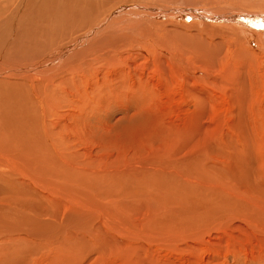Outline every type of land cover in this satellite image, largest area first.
I'll use <instances>...</instances> for the list:
<instances>
[{
    "label": "rangeland",
    "instance_id": "374dc122",
    "mask_svg": "<svg viewBox=\"0 0 264 264\" xmlns=\"http://www.w3.org/2000/svg\"><path fill=\"white\" fill-rule=\"evenodd\" d=\"M211 1L160 2L156 8L197 9L213 17L238 11L259 20L251 26L254 30H248L253 43H245L244 36L234 42L241 35L232 29L228 34L220 32L218 24L209 28L201 25L206 20L182 17L176 19L177 24H195L192 33L196 35L205 38L213 31L216 46L208 47L211 60L195 53L199 58L193 62L190 44L181 41L179 51H171L181 64L173 63L162 56L154 41L167 44L161 40L165 39L164 28L178 30L185 38L191 28L173 26L170 23L175 20L170 17H157L149 24L153 34L149 25L140 31L136 25L123 29L128 20L122 14L140 11L141 5L120 0L91 20L96 21L92 26L61 32L48 52L56 55H49L46 62L43 58L19 63L0 58V66L31 67L20 72L0 71L1 83L18 82L15 92L32 99L28 123L45 138L26 135L23 140L30 139L33 149L53 143L63 150L53 156L59 179L47 177L51 179L47 187L55 192L46 190L44 195L50 197L46 200L25 176L43 173H31L22 163L23 167L14 165L13 161L21 162L17 157L5 159L12 179L10 189L0 184V207L6 210L14 195L20 211L0 224V264H264V34L255 32L264 25L260 21L264 0ZM24 4L25 0L19 1L20 14ZM224 5L233 8L226 10ZM118 12L121 15L116 18ZM83 38L88 40L83 52L77 49L71 57L74 63L62 60L64 68L59 69L57 59L66 49L79 47L76 45ZM89 45L98 48L94 52L99 57L94 61ZM2 91L7 94L11 89ZM41 104H53L54 111ZM106 173L109 180L106 184L101 181L104 189H100L97 175ZM37 179L43 180L38 177L35 182ZM154 183L163 189L174 188L182 197L180 189H195V193L204 191L208 200L228 199V208L195 216V224L191 218L184 220L198 202L187 205L184 212L168 202L169 212L158 219L153 204L142 196L156 191ZM116 184L117 192L113 189ZM79 199L89 218L73 216L80 208ZM90 219L94 220V237L86 238L79 227L67 224L70 220L90 224ZM48 223L54 225L52 230ZM61 231L70 238L62 240ZM49 235L55 237L53 241L47 240ZM74 239L85 241L84 254L76 256L65 249ZM99 239L103 241L100 247ZM128 240L137 243L129 246Z\"/></svg>",
    "mask_w": 264,
    "mask_h": 264
},
{
    "label": "bare ground",
    "instance_id": "6f19581e",
    "mask_svg": "<svg viewBox=\"0 0 264 264\" xmlns=\"http://www.w3.org/2000/svg\"><path fill=\"white\" fill-rule=\"evenodd\" d=\"M19 1L20 0H0V58H6V59H8L12 62H15V63L30 62L33 59L37 60L40 58H43L44 59L43 61L46 62L45 60H47L48 56L50 55V53H48V52H49V50L52 49V47H51L52 43L57 41V36L61 32L63 34H67L68 32L74 31V30L82 28L84 26H86V27L92 26L96 21L91 22V20L93 21V19L95 17H97V16L101 15V13H103L102 11H104V10L106 11V9L108 7L110 8V6L118 3L120 0H25L24 9L21 12V14H20ZM132 1L141 5V10L138 11V10L133 8L134 11H130L128 14H122V17L125 16V17H127V20H128V22H126L124 25L125 27L122 26L123 29H128V27L136 25V27L139 31L143 30V29L148 27L146 25L154 23V21H156L155 18H157V17H161V18L162 17H170L173 19V21L175 20V22H176L175 23V22L171 21L170 24H172L173 26H177V25L180 26L181 25L182 28L184 27L186 30H190V28H191V30L189 31L191 34L190 35L188 34L189 37H187V38H185L187 35L185 37L182 36V34L178 30L164 28L165 30L164 31L161 30V31H163V33H165V36H164L165 39L161 38V40L167 42V44L166 45L160 44V43H157L156 41H154L156 49L159 52H162V54H163L162 56L168 58L169 61H174L173 63L179 62V64H181L180 59L177 56V54H175L174 52L177 53V51H179V50H177V48L179 47L178 44L181 43V41L183 42V44L184 43H187V45L190 44L189 48L191 49V52H190V50H189V52L191 53V57H192L191 60L196 59L195 58L196 54H198L197 56H199V54L200 55L203 54L204 57L207 58V56H208V59L211 60L212 54L208 50V47L210 48L211 45H212L211 47H215L216 46V43H215L216 40L214 37V33H212L213 31L212 32L208 31L207 37L203 38V37L199 36L200 34L196 35V34L192 33L193 32L192 29H193V26L195 24L189 23L191 25L188 26V24L182 23L181 21H180L181 24H177V23H179V21L176 19H179L182 17H185V18L187 17L188 19H196V18L202 19L203 22H204V20H206L207 24L206 23L201 24V25H206V27L207 26L208 27L209 26L215 27V24H218L216 26L218 27V29H220L219 30L220 32L221 31L227 32L228 30L231 31V29H232V31L237 33L238 36L241 35L240 37H235V39L237 38L238 40L236 39V41H234V42L242 40V37L244 36L243 40L245 43H248V44L253 43V41L249 38L248 30H251V29L254 30V28L251 26L255 27V25H257V24H253V23H255V22L257 23L259 21V20L254 21V19L250 18L248 15L243 16V14L238 13V11L237 12L234 11V12H231L228 14L216 13L215 16L213 17V15L210 12L209 13L199 12L197 9H188V8H182V9L170 8L169 9V8H167L166 10H162L165 8H162V9H161V7L156 8L157 3L164 2L165 4H168L171 2H176L177 0H132ZM225 1H228V0H217V1L213 0L211 2L214 4L215 3H223L224 4ZM199 2L203 3L202 0H195V3H199ZM153 6L156 8V10L150 9V7L152 8ZM162 7H164V6H162ZM223 8H225L227 10L228 8L232 9L233 7H229L227 5H224ZM239 11H241V10H239ZM246 11H248V10H246ZM223 14H224V16H223ZM7 15L10 16L8 19L6 18ZM114 15H116V18H119L120 17L119 15H121V12H118ZM113 18H115V17H113ZM179 20H181V19H179ZM202 20H199L198 22H200V21L202 22ZM210 20H213L216 23L211 25L212 21H210ZM260 21L264 22V16L262 18H260ZM110 22L106 21L105 23L110 24ZM261 22L259 23V25H261ZM164 23H166V22H162L161 25H164ZM167 23H168V21H167ZM102 25H105V24H102ZM260 27H263L262 30H260ZM260 27H258L255 32L256 33L259 32L260 34H262V33L264 34V25L262 24ZM222 28H224V29H222ZM147 29L150 32L152 31L150 25ZM203 30L205 31V29H203ZM213 30L215 31V29H213ZM115 33H116V31H115ZM235 33H233V34L235 35ZM129 34L130 33H128V35ZM155 35L158 36V33L155 32ZM202 36H203V34H202ZM89 37L88 38L91 39L92 35ZM114 37H115V35H114ZM86 38H83L76 45L79 47H81L83 45V48L82 47L81 48L73 47V48L66 49V51L57 59L56 63H58L57 67L59 69L64 68L62 65V60H64V63H66V62H69L70 64L74 63V60L71 57H73V58L75 57V52L77 51V49H78V52H80V51L83 52L84 47L87 45V44L84 45V43H87V41H88ZM158 38H160V37H158ZM93 40L94 39H91L90 41H93ZM152 43H153V41H152ZM88 47H89V51L92 52V54H94V58L91 57V60L94 61L95 59H97V57H99V52L98 53L94 52L95 49H98V48H96L92 45H89ZM262 48H263L262 50H264V45ZM171 51H174V52H171ZM183 54H185V53H183ZM55 55H56V52L53 55L51 54L50 56H55ZM205 55H207V56H205ZM197 59H196V61H193V62H197ZM80 64H84V63L80 62ZM24 67H25V69L27 68L26 66H18L17 64L5 65V66H0V71H1V73L4 70H7L8 72L9 71H11V72L19 71L20 72V71H25V70H23ZM27 69H31V67H28ZM27 73L29 74L28 71H27ZM52 73H53V71H52ZM11 74H14V73H11ZM7 75H9V74H7ZM39 75L41 78L44 76V75L41 76V73ZM5 76H6V74H5ZM5 76H4V78H5ZM6 78L8 80H10L9 78H11V77L9 76ZM30 82L33 86L32 79H30ZM17 83L18 82H16V83L9 82L6 85V84H3L0 82V93H1L0 96H2V98L0 97V184H4V186L6 185L10 189L11 184L9 183V181H11L12 176L10 173L7 172V164L5 162V159L8 157H17L21 162L13 161L14 165H18L19 167L24 166L31 173L32 172L43 173L42 174L43 176H39L35 173V174H33V178L28 176L27 174L25 176L27 177V179L30 182L33 183V187L34 188H40L41 195H44V194H46L45 193L46 190L53 191L51 188L47 187L48 181H49V183L51 181V179L47 178V177H51V178H54L56 180L59 179L57 169L53 164V156L56 155V157H57L60 153H63L62 152L63 150L61 148L57 147L53 143L48 147L41 148L40 150L39 149H33V146H32L30 139L23 140V138L26 135H29L30 137H33L34 139H38V140H44L45 138H43V136H41V134L38 130H34V129L30 128V125L28 123V121H29L28 115H29L30 109L32 107V99L28 96H23V95H20V94L15 92V90L18 88L17 86L19 85V83L18 84ZM6 87L10 88L11 92H9L7 94L4 91L1 92V90H3ZM37 99L39 102H41L42 101L41 95L37 94ZM60 103L61 102H59V104ZM43 107H44V109H50L52 112L54 111L53 104H51V105L47 104L46 106H43L41 104V108H43ZM46 139L51 140L52 137L46 136ZM21 163L23 164V166ZM32 169H33V171H32ZM239 173H237V175H239ZM242 174H244V173H242ZM233 176H234V178L236 177L235 174H233ZM239 176H237V177L239 178ZM254 176H256V175H254ZM38 177L43 178V180L37 179V182H35V179ZM97 178H98L97 179L98 186L100 187V189H104L103 183H105V184L107 183V180H109V174L106 173V174H103L101 176L97 175ZM257 179H258V177H257ZM43 181H47L46 184ZM247 181L250 182L251 180L248 179ZM251 182H253V181H251ZM117 184H116V188L113 187V189L116 192L118 191ZM153 186L155 187L156 191L150 192L149 195L147 194L148 192L142 191L143 193H146V194H143V193H141V194H143L142 195L143 199H145L147 202H151L153 204V206H154L153 213H154L155 217L158 219H161L160 214L163 213L164 211L169 212V208H166V206H165V204L168 202L170 203V205H172V203H174L173 205H174L175 210H183V212L185 211V208L187 205L198 202L199 205L195 206V210H191V213L185 214L187 219L184 220V221L188 222L187 220L191 221L190 220V218H191L192 221L195 222V224H196V221L194 219L195 216L201 217L204 215H212L214 213L222 212V211H224L223 209L228 208V199L226 201H222V199L220 197H216L214 199L208 200L204 196V195H206V193L204 191H201V190L197 191L198 193H195V189H193V190L192 189H188V190L180 189L183 193L182 194L183 197H182V196L177 194V192L174 190V188L173 189H163V188H161V186H157L156 184ZM153 186H151V187L149 186L148 188L150 189ZM0 188L2 189V187H0ZM81 189L83 190V188H81ZM105 190H108V189L105 188ZM234 191H236L237 194L240 193V192H238V190H234ZM53 192H55V191H53ZM236 193H235V195H236ZM136 195H139V194L134 195V197L137 198ZM231 195L233 196V194H231ZM252 195H254V193ZM35 196H37V195H35ZM11 198H12V200H11ZM72 198H75V197H72ZM44 199L45 200L50 199V197L47 195H44ZM79 200H80V203L83 202V201H81V199H79ZM85 201H87V200H85ZM253 201H255V200H253ZM72 202H74L73 203V205H74L75 201L72 200ZM123 202H122V204L125 205ZM256 202H257V199H256ZM244 203L246 204V202H244ZM221 204H223V205H221ZM1 205H2V202H0V206ZM18 205H19V202L13 195L10 197V201L6 203V210H4L3 207H0V224H4L5 221L7 220V218H12L18 214V212L20 211ZM84 207H86V206L81 203L79 209L72 208V207L70 208V209H76L74 211V213H76L77 215H73V216H75L77 220H78V216L80 218H82L81 216H84V219L89 218L88 214L84 213ZM104 209H105V207H104ZM104 212L106 214H109V212L107 210H104ZM189 216H191V217H189ZM105 217L108 220L112 219L110 216H105ZM72 220H74V219H72ZM72 220L67 221L68 222L67 224L71 225L73 228L79 227V229H81L83 231V234L86 238H88V236L89 237L96 236L95 235V228H94V224H93L94 220L90 219L91 220L90 224L83 223V225H81L80 223H75ZM182 221H183V219H182ZM81 222H83V220ZM155 222L153 224H156ZM159 223H162V221ZM50 224L51 223H48V228H50ZM187 224H189V223H185V225H187ZM92 225H93V227H92ZM147 225L149 226L150 223ZM53 226L54 225H52L51 230H52ZM142 226H143V224H142ZM84 228L86 229L87 233L84 232ZM50 231L48 230V232H50ZM92 231H94V232H92ZM54 235H55V232H54ZM60 237L63 238L62 240H64V241H66L67 239L70 238V236L64 232L61 233ZM54 238H55L54 236L49 235L47 240L53 241ZM101 239H103V238H101ZM101 239H99V240H101ZM128 241L130 242L129 246L135 245L137 243L134 240H128ZM102 242L103 241L101 240L99 247L101 246ZM22 243L17 242L16 244L20 245ZM85 244L86 243L83 239L69 240L65 249H67L68 252H72L77 256V254H84ZM133 248H134V246H133ZM127 255H129V252H127Z\"/></svg>",
    "mask_w": 264,
    "mask_h": 264
}]
</instances>
